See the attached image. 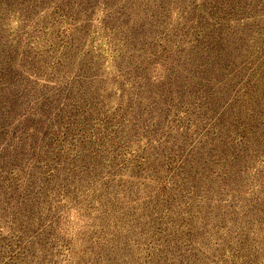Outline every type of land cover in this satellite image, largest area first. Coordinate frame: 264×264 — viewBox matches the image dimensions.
I'll use <instances>...</instances> for the list:
<instances>
[{"label": "rangeland", "instance_id": "374dc122", "mask_svg": "<svg viewBox=\"0 0 264 264\" xmlns=\"http://www.w3.org/2000/svg\"><path fill=\"white\" fill-rule=\"evenodd\" d=\"M0 264H264V0H0Z\"/></svg>", "mask_w": 264, "mask_h": 264}]
</instances>
